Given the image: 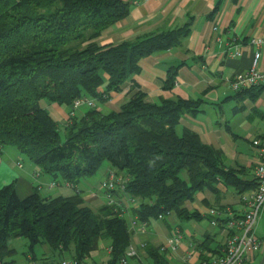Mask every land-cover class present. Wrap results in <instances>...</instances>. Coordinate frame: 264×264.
<instances>
[{
  "label": "trees",
  "instance_id": "16d2710c",
  "mask_svg": "<svg viewBox=\"0 0 264 264\" xmlns=\"http://www.w3.org/2000/svg\"><path fill=\"white\" fill-rule=\"evenodd\" d=\"M129 12L124 0H0V153L14 147L41 172L75 188L70 196L34 191L25 198L14 183L0 188V258L6 263H17L8 260L15 253L9 242L23 238L33 257L37 247L47 246L52 257L91 258L103 242L111 249L109 264H116L133 244L127 214L148 223L169 214L201 220L200 213L186 207L197 193H219V183L238 194L256 189V180L229 167L220 150L201 142L192 130L178 128L184 114L202 109L203 97L148 101L138 88L118 110L98 108L127 83L138 87L133 76L141 59L181 47L190 33L192 18L101 44L103 33ZM187 64L170 66L163 89H173L178 70ZM80 98L93 99L96 107L85 106L64 126L41 105H66L72 113ZM104 163L126 179L124 193L138 202L125 215H120L118 194H123L118 190L113 204L93 209L76 189ZM160 247L143 246L148 264H172ZM197 248L199 264L221 252L211 234Z\"/></svg>",
  "mask_w": 264,
  "mask_h": 264
},
{
  "label": "crops",
  "instance_id": "0c3cea01",
  "mask_svg": "<svg viewBox=\"0 0 264 264\" xmlns=\"http://www.w3.org/2000/svg\"><path fill=\"white\" fill-rule=\"evenodd\" d=\"M124 1L130 6L129 15L103 33L99 38L101 44L118 43L156 29L180 26L192 18L190 33L181 47L141 59L140 71L133 76L138 87L134 89L127 83L121 92H111L109 100L98 104V108L118 110L120 104L131 97L138 88L146 93L148 101L173 97H203L205 103L202 109L194 114H184L178 128H188L195 132L201 142L223 153L229 167L241 169L246 179H252L255 165L253 149L256 142L264 138V87L239 95L232 89L231 80L245 73L252 64L253 48L248 45L249 40L264 35V0ZM235 40L243 45V54L240 57H229L227 52ZM183 61L188 64L178 70L173 89H163L167 70ZM261 66L264 67V47ZM256 93L257 96L252 97V94ZM41 105L61 126L69 122L71 115L80 116L85 108L82 106L72 111V114L66 105L49 104L45 101ZM38 169L39 166L22 156L17 149L3 148L0 153V188L14 183L20 198H25L34 191L45 197L70 196L74 193L75 188L69 183L43 172L38 173ZM108 171L113 169L109 167L104 175ZM86 183L84 180L76 186L77 190L83 191L85 204L93 209L104 205V191ZM217 187L219 193L210 190L197 193L193 201L186 203L187 209L197 211L202 217L201 220L209 221L211 217L208 210L212 208L229 209L234 214H242L245 203L240 194L222 183ZM118 197L122 199L119 194ZM261 222L263 226L264 215ZM172 226L166 225L162 229L157 227L151 232L140 234L134 232L132 245L138 248L142 263H149L145 258L143 246L146 243L162 245L171 236ZM180 228L188 235L187 239L196 245L205 234L215 235V239L221 244L219 228H216V232L210 228L202 229L199 225L191 229L181 226ZM258 234L263 238L264 235L259 232ZM98 250H106L103 242H100ZM39 251L40 254H36L35 258L51 256L47 246H42ZM198 252L200 253L199 250ZM29 255L33 257L27 253L16 264H26ZM211 255L208 253V256ZM262 256L263 254L258 255L248 264H256L258 260L261 261ZM199 258L200 254L195 256L190 264H199ZM171 263L184 264L179 257Z\"/></svg>",
  "mask_w": 264,
  "mask_h": 264
},
{
  "label": "built area",
  "instance_id": "2783aa9c",
  "mask_svg": "<svg viewBox=\"0 0 264 264\" xmlns=\"http://www.w3.org/2000/svg\"><path fill=\"white\" fill-rule=\"evenodd\" d=\"M248 45L253 48V58L250 68L243 74L236 76L231 80V87L234 91H245L264 87V67L261 66L262 48L264 47V35L262 37H253ZM229 57H240L243 54V45L234 41L227 52ZM82 106L96 107L93 99L80 98L74 101L73 111ZM73 114V112H72ZM255 165L253 168V178L257 186L254 190L240 193L241 199L245 203V210L242 214H234L229 209H209L210 224L212 227L220 229L221 252L217 256L202 264H248L264 253V239L258 234L259 223L264 215V138L256 142L253 149ZM37 172H41L40 169ZM126 179L115 173L108 171L106 178L101 182L102 191L105 193L107 204L115 202L113 194H123L119 204L122 203L120 215H125L130 206L137 208L138 202L130 195L124 193ZM160 215L158 219L163 220ZM132 229L136 233H146L149 223L146 221H137L134 215L129 216ZM171 236L161 245L160 250L165 254L166 259L172 262L179 257L184 264H190L191 260L198 256L197 245L188 240V235L184 234L177 225L171 227ZM110 253L111 249L106 248ZM132 260L136 262L133 263ZM0 264L6 263L0 258ZM26 264H109L108 260L104 262H93L89 258H35L27 256ZM116 264H142L139 256V250L136 246L130 245L123 256Z\"/></svg>",
  "mask_w": 264,
  "mask_h": 264
},
{
  "label": "rangeland",
  "instance_id": "374dc122",
  "mask_svg": "<svg viewBox=\"0 0 264 264\" xmlns=\"http://www.w3.org/2000/svg\"><path fill=\"white\" fill-rule=\"evenodd\" d=\"M79 109V108H78ZM77 110V109H75ZM13 149H16L14 147H12ZM110 167V165L108 163H104L102 165V167L93 175L91 176H86L85 178L82 179L81 182H83L84 180L87 181V185L88 186H92L95 187L97 190L102 191L101 188V182L103 180H105L106 175H104L105 171ZM127 218L129 219V215H126ZM166 225H177V226H181L184 227L185 229H191L193 228L195 225H199L202 229H207L210 228L211 231L216 232V227H212L210 224V221L207 219H203V220H196V219H191V220H185V219H179L178 217H176L174 214H169L167 217H165L164 220L161 219H157V220H152L149 225H148V231H152L155 230L157 227H160L161 229L166 227ZM258 232L262 235H264V225L262 226V222L259 223L258 226ZM9 246L10 248L15 250V253L11 256L8 257V260H15L16 262H20L23 258L24 255L28 253L29 251V247H28V242L23 239V238H16L13 239L9 242ZM40 248L41 247H37L36 251L38 254H40ZM107 250H97L94 253H92V257L90 259V261L93 262H101L99 261L100 259L102 260H108L109 254L107 255ZM104 258V259H103ZM103 261V262H104ZM256 264H259V260L256 262Z\"/></svg>",
  "mask_w": 264,
  "mask_h": 264
},
{
  "label": "water",
  "instance_id": "95a60500",
  "mask_svg": "<svg viewBox=\"0 0 264 264\" xmlns=\"http://www.w3.org/2000/svg\"><path fill=\"white\" fill-rule=\"evenodd\" d=\"M259 264H264V253H263L262 259Z\"/></svg>",
  "mask_w": 264,
  "mask_h": 264
}]
</instances>
